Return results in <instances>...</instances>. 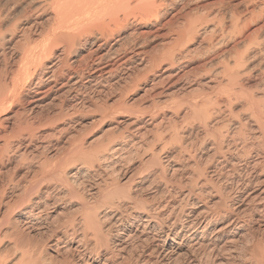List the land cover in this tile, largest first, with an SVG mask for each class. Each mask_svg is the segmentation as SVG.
<instances>
[{"label":"bare ground","instance_id":"1","mask_svg":"<svg viewBox=\"0 0 264 264\" xmlns=\"http://www.w3.org/2000/svg\"><path fill=\"white\" fill-rule=\"evenodd\" d=\"M179 1L185 14L177 9L165 20L169 0L21 4L19 49L0 74V181L11 185L0 186V264H264V41L240 36L264 29V0H243L242 10L219 21L208 6L190 5L197 0ZM9 20L6 9L0 29ZM228 23L239 33L225 47ZM9 32L0 30V56L10 49ZM198 37L196 45L218 47L206 50V69L221 66L206 70L203 92L184 106L170 89L188 76L185 59L196 52L188 45ZM153 39L162 43L149 53ZM228 53L233 60L220 63ZM117 82L121 96L145 84L151 98L167 95L172 127L153 133L164 117L136 115L116 122L118 136L105 145L67 155L78 159L46 155L51 137L42 130L66 122V101L72 110L84 106L87 93H108ZM51 104L56 111L41 118ZM142 151L143 160L130 162ZM36 157L40 165L27 163L26 176L13 177ZM125 177L129 184L121 185ZM66 199L80 201L81 216L57 224ZM33 232L46 237L34 242ZM47 248L73 261L48 257Z\"/></svg>","mask_w":264,"mask_h":264},{"label":"rangeland","instance_id":"2","mask_svg":"<svg viewBox=\"0 0 264 264\" xmlns=\"http://www.w3.org/2000/svg\"><path fill=\"white\" fill-rule=\"evenodd\" d=\"M25 1L26 0H0V6L2 7V8H0V14H2L3 11H5L7 9L8 12H9V14H10V16L13 17V20H11V21L9 20L10 22L7 25L3 26L2 29H0L1 30V33L2 34L5 33V36L6 37H9V36H11L9 30H14L15 31L14 32L15 33L14 38H12L10 44L8 45L10 49L9 50L7 49V51H6L7 52V55L5 57L4 56H0V74L4 73V71H6V69L11 65L12 60L16 56L17 51L19 49V48H17V45H18V42L20 41V38H19V36L21 35L20 34V28L14 26V22L17 19H19L20 17H22V15L24 14V9H21L20 6ZM242 1L243 0H204V1L203 0H197V1H195V4H194V2H192L193 4L190 3V5L191 6H193V5L198 6V5L201 4L203 7L205 6L204 8H206V6H208L207 9L209 10L211 8V11H213L215 13V15H216L215 18H217V15H218V18H221V17L230 16L232 13H234L236 11L242 10V8H243V4L241 3ZM168 3H167L168 5L165 4L166 8H165V6H164V8L163 7L161 8L162 9L161 10V13L163 14V15H161L162 16L161 19L162 18L164 20H165V18L168 19L169 16H171L175 12V10L181 9V5L182 4H181V1H179V0H169ZM206 3H207V5H206ZM215 3H217V5ZM203 4H205V5H203ZM208 4H210V5H208ZM24 8H27V7H24ZM258 8H263L262 7V3H258ZM186 10L187 9L185 7L184 10L181 9V12L180 13L181 14H183V13L185 14V11ZM182 11H183V13H182ZM216 12H218V13H216ZM169 14H171V15H169ZM184 16H183V18H184ZM215 18L212 19V20L215 21L216 20ZM219 20L220 19H218L216 21H219ZM226 27H227V29L223 33H221L222 36H223V34H225L224 37H226L224 39V45H225V47L227 46V43L230 40L229 38L232 39L233 37H236L235 35H237L239 33V31L238 30L237 31L234 30L229 23H228V25H226ZM252 28H254V26H252L250 28V30L249 29L243 30V33L240 34V36L243 37L244 35L247 34L246 37H249L250 40H253L258 35V37L260 38V40L264 41V29L261 30L260 32H256L255 30H252ZM217 34H215V36H221V34L220 35L219 34L217 35ZM251 35H253V36L251 37ZM18 38H19V40H18ZM16 40H18V41L16 42ZM153 40H150L149 43H148L149 46L147 48V52H149V53L150 52H153L155 49H158L159 48L158 46H160L161 43H162V41L160 39H153ZM200 40L201 39L199 38L197 41H194V44H193V42L192 43H189V45L187 44L188 45V48H190L188 50H191L192 49V51H194V52L196 51L195 53L194 52L191 53V54L194 53L192 55L193 58H191L192 56L189 55L188 58L185 59V61L188 60V62H189L188 63V68H187V70L189 69L188 70L189 72L187 71L188 72V74H187L188 75L187 76L188 78L187 77H186L187 79L184 78L185 79V80L183 79L184 81L183 80L180 81L177 85H175L174 87H172L170 89V90L174 91V94L176 95L175 97H177L173 101H176L177 103H180V104H183V105L184 104L186 105V103L189 102V101H191V99H193L194 97H197L198 95H200L201 94L200 92H203V89L202 88H204V85L207 82V80L205 79V75H207L205 73L206 70L208 71V70H212V68H214V69L215 68H218V67L220 68V66H221L217 62L216 64H214L215 66L213 65V67H211L209 69H206V67H205V60L208 57V56L206 57V53L208 52L206 50H209V52L212 50V52H213L215 50L217 51L218 49H216V48H218V47L217 46L216 47L211 46V48L208 47L209 49H207V47H205L202 44L201 45L200 44H197L196 45V43L198 41H200ZM230 41L232 42V40H230ZM230 43H228V46L229 47L231 46V45H229ZM187 45H185L184 47H186ZM253 46H254V44L251 43L250 44V47H253ZM202 48H203V50H202ZM193 49H195V50H193ZM197 49H200L201 50V52L199 50V53L200 54L197 53L198 52ZM243 49L245 50V47H242V48L240 47L237 50H234V52L236 51V52L239 53V52H242ZM204 51H206V52H204ZM227 55H229V57ZM227 55H226V58L222 59L219 62L220 63H222V62L226 63L228 61L230 62L231 60H233V57H234L233 53L232 54L231 53H228ZM259 56L260 55L258 54L257 57H259ZM196 57H198V58H196ZM259 58H261V56ZM262 59H263V56H262ZM196 68H198V69H196ZM198 72H200V73H198ZM152 79L156 81L155 78H152ZM189 79H190V81H189ZM119 83H122V82L114 83L113 86H112V88H111L112 91L109 90L108 93H105V94L96 95L95 93H87V95L88 94L89 95L86 98V101L84 103V106L83 105L82 106L79 105L78 107H73V110H72V106H70V101H68V102L66 101V105L63 107V114L66 115V120H65L66 122H64L63 124L60 123L61 125H57V126L56 125H53L52 127L50 126L49 129H48V126H47V127H45L46 129L44 128L42 130L44 132V135L43 136L51 137V138H46V141H47L46 143H47V147L48 148L46 149L45 154L46 153H48V154H51V153L54 154L55 153V155L60 154L61 156L58 155L60 157H64V155H66V157H68L67 155L69 153H71V152H74V150H77V148L79 146L83 147V150L86 151V152L92 151V150H95V149H98L100 146H102V144L105 145V143H107L108 140H110V139L112 140L113 138H115L116 136H118L117 135V131H116V129H117L116 128V125H117V123L119 121H123V120H126L128 118H132L133 116L135 117L136 115L137 116L139 115L140 117H143L144 116L145 118L143 117L144 118L143 120H147L148 117H153V118H155V123L156 122H159V120L164 117V120L162 122V125H160L161 127L159 126L157 129H152V132L153 133H156L158 130H161L163 127H164V129H162V130H169L172 127L171 125L173 123L170 124L171 121H172V119L168 118L169 117L168 116V112L169 111L166 108L167 103L169 104L172 101L170 99L168 100L167 97L165 98V96H167V95H164L163 97H159L157 99L152 97L154 99V100H152L151 93L148 92L150 94L149 95L148 93H145L144 94V92H143L148 87H150L151 84H149V85H146L145 84V85H140L139 88H137V89L136 88L133 89V90L132 89L131 90L130 89H127L128 91H124V93L125 92L128 93L129 91L130 92L128 94L125 93L124 95L121 96L120 93H118V91L121 90V88H122V87L121 88L118 87ZM122 85H123V83L120 84L119 86H122ZM250 91L251 92L253 91V92L256 93V92H259V89L257 90V89H255V87H253V88H251ZM125 95H126V97H125ZM120 96H121V98H119ZM90 98H92V99H90ZM120 99H121V102H120ZM121 103H123L122 104V108L123 109H119L121 107ZM57 104H58V102H57ZM51 105H49V107L45 106V108H43L44 110H43L42 113L39 112V114H41L40 115L41 118L42 117H46V118L47 117H51L50 114L51 113H54L56 111V106L55 105H52L51 106ZM183 105L181 106L182 109L184 108ZM67 106H70V107H67ZM82 107L83 108L85 107V108L83 109ZM106 107H109V108H106ZM18 108L19 107H16V109H18ZM164 110H165V112H164ZM104 113H106V114H104ZM161 113L166 114V116L165 115H162ZM238 113H239V111H238ZM46 114L48 116H44ZM122 116H124V117H122ZM69 117H70V119H68ZM43 119H45V118H43ZM168 119H170L169 120L170 123L168 122L169 125L167 124ZM225 125H227V127H228L230 124L228 125V123L225 122ZM65 127H66V129H63ZM51 128H53V129H51ZM55 128L58 129V130H55ZM59 130H62L63 132L62 131H59ZM58 132H60V133H58ZM47 133H49V135ZM48 140L50 142H48ZM48 144H49V146H48ZM142 153L144 155V151H142L139 154H136L137 157H135V158L132 155L131 157H133V159H131L130 162H133V163L136 164V163L140 162L141 160H143L142 159L143 158ZM71 155L75 156L76 154H72L71 153ZM138 155L140 156V158H138L139 157ZM39 157L38 158L36 157V160L34 159L35 157L34 158H30L32 161H29L30 159L27 158V159H29L28 161H26L27 159L24 160V161H26V163H23L22 162L23 160L20 161V162H22V165H24L23 166L24 169L21 167L22 165L19 166L18 167L19 168L18 171L13 174V177L15 179H17V180L20 177L19 178V180H20V179H22L21 178L22 176H24V175L26 176L25 173H26V167H27L26 165H27V163H28V167H30L32 169L31 166H34V163H35V165H40L39 163L42 162V159L43 158L40 159L42 156L40 158ZM68 158L70 159V158H73V157H70V155H69ZM73 159H78V158L74 157ZM73 159L71 161H73ZM28 167H27V170H28ZM128 169H129V167L126 168L127 171H128ZM123 172H125V168L123 169ZM22 173H24V174H22ZM31 174L32 173L30 172L29 176H31ZM106 174L112 180L115 179V177H116L114 175H111L110 172H107ZM121 176L119 177V181L121 180ZM8 181L9 180L7 179V177L3 178L2 181H0V186L3 185L4 187H6V186L10 187L11 185H9L10 183H8ZM120 183H122L121 185H128L129 182L127 180V177L123 178ZM87 194H88V192H86V194H84V195L87 196ZM75 200L76 199H74V201H72L71 204H70V202L67 199H66V201L64 200L62 206H64L65 208L57 216V222H58L57 224H59L61 221H62L61 223H63V221L64 220L66 221L67 219H71V220H73L72 218L78 219L81 216V212L82 211H79V209L81 210L80 204H79L80 201L79 200L75 201ZM179 200H180V198H178V196H176L175 197V203H180ZM65 202H67V203H65ZM68 204H69V206H68ZM67 221H69V220H67ZM36 233L33 232L31 234V237L33 238V241L34 242H36V241L38 242L39 241V243H40V241H42V239L44 240V238L46 237L45 236V233L44 234H42V232L41 233L36 232ZM41 234H42V236H41ZM8 235L9 234H7V236H5V239L6 240H4L3 242L8 241L7 240L8 239ZM36 238H37V240H34ZM0 239H2V238H0ZM38 239H41V240H38ZM12 241H10V244H9L11 246H12ZM7 249H11V248H7ZM12 249H14V247H12ZM52 250L53 249L47 248L46 251H47V256L48 257H50V255H51V257L52 256L53 257L57 256L56 258L59 257L58 260H61L62 257L65 258V259H68V260H70V259L72 260L73 259L71 257L72 256L71 254L65 253V252H63V250L60 251V252H58L59 254L63 252L61 255L58 254L59 256L56 255V253H54ZM13 251L11 250V251H8V252L11 254V252H13ZM136 251H138V249H135V251L132 252L133 253V258L135 256V254L137 253ZM8 252H7V254H8ZM7 254L4 255V256L7 257ZM13 255H14V252H13V254H11V256L9 258L12 259V256ZM130 260H131V262H133L132 259H130ZM74 261H73V263H74Z\"/></svg>","mask_w":264,"mask_h":264}]
</instances>
